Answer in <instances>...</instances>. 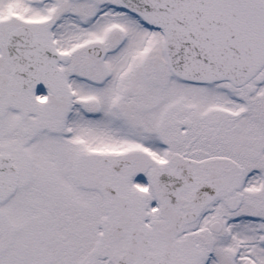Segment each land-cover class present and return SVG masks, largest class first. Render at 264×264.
<instances>
[{
	"label": "snow or ice",
	"instance_id": "6c2138e0",
	"mask_svg": "<svg viewBox=\"0 0 264 264\" xmlns=\"http://www.w3.org/2000/svg\"><path fill=\"white\" fill-rule=\"evenodd\" d=\"M0 264H264V0H0Z\"/></svg>",
	"mask_w": 264,
	"mask_h": 264
}]
</instances>
